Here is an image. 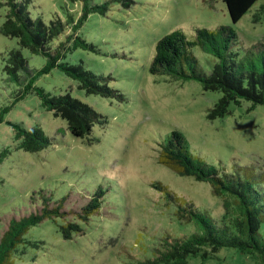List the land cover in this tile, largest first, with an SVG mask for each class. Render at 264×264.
<instances>
[{
    "label": "rangeland",
    "instance_id": "1",
    "mask_svg": "<svg viewBox=\"0 0 264 264\" xmlns=\"http://www.w3.org/2000/svg\"><path fill=\"white\" fill-rule=\"evenodd\" d=\"M6 1L0 0V26L9 10ZM86 1L90 6L107 0ZM27 6L31 18L45 23L65 22L69 14L76 21L83 0H30ZM262 7L264 0H256L235 23L223 0H134L129 7L113 0L104 14L89 13L76 34L95 50L77 47L63 60L109 76L108 85L124 95L122 100L87 93L59 68L37 75L46 58L20 47L17 38L0 34V111L6 108L0 151L8 150L0 163V237L11 218L39 211L45 203L49 208L60 204L58 213H65L28 228L12 253L14 264H134L152 257L166 236L198 230L192 220L178 218V203H193L221 223L224 198L210 183L179 175L159 162L173 130L183 134L192 154L264 192V105L249 109L250 102L242 100L231 103L222 117L210 119L220 92L204 90L196 80H174L149 71L155 44L166 33L178 29L192 39L196 28L220 25L231 26L237 34L232 47L236 59H252L259 68L252 45L264 39ZM69 26L50 43L52 50ZM12 49H19L28 61L29 71H21L18 81L3 69ZM192 52L205 73L218 61L197 45ZM29 81L32 88L24 93ZM34 87L53 95L70 94L99 112L106 122L92 127L96 140L89 144L72 136L66 121L41 104ZM8 122L40 126L51 144L37 152L16 148ZM157 183L164 189L155 188ZM98 188L104 191L99 208L80 220L77 213ZM69 221L79 223L81 231L66 239L60 225ZM260 231L263 235L264 225ZM184 264L264 262L234 247H221L208 258L191 256Z\"/></svg>",
    "mask_w": 264,
    "mask_h": 264
},
{
    "label": "trees",
    "instance_id": "2",
    "mask_svg": "<svg viewBox=\"0 0 264 264\" xmlns=\"http://www.w3.org/2000/svg\"><path fill=\"white\" fill-rule=\"evenodd\" d=\"M110 1L113 0L88 6L87 1L83 0L81 14L76 21L69 14L65 22L56 19L45 23L39 17H30L27 8L30 0H7L9 10L0 26V34L17 38L20 47H26L30 52L46 58L37 75L48 73L52 68H59L76 80L78 87L87 93L122 100L124 95L108 85L107 82L111 79L109 76L96 74L81 64H71L63 60L69 51L77 47L95 50L94 46L77 35L76 31L89 13L104 14ZM116 1L123 7L134 3V0ZM255 1L223 0L233 23L237 22ZM258 19L260 16L256 17V20ZM67 25H70V31L52 50L50 43ZM236 40L237 34L229 25H220L216 29L196 28L192 39L181 30H172L157 40L149 71L151 74L166 75L174 80H196L204 90L220 92L221 96L209 110L210 119L222 117L228 112L231 103L240 104L242 100L250 102L249 109L258 104L264 105V39L252 45L259 58V68L252 59L247 58V62L236 59V54L232 51ZM196 45L218 59L209 73H205L198 65L192 52V47ZM3 69L9 78L18 81L21 71H29L28 61L19 49H12ZM31 88L29 81L24 87V93ZM33 89L47 110L66 121L67 130L72 136L89 144L96 140L91 136L92 127L95 124L103 125L106 120L93 107L70 94L53 95L42 88ZM24 93L19 94L17 99L22 98ZM4 111L6 108L0 111V122ZM8 123L14 131L16 148L37 152L51 144L50 138L38 125L25 128L18 123ZM7 152L6 148L0 151V163ZM159 162L179 175L192 176L195 180L210 183L213 192L224 198L222 220L218 224L212 216L197 210L193 203H178V218L192 220L198 230L188 236H166L154 248L152 257L138 260L134 264H184L191 256L208 258L221 247H234L240 252L253 254L264 262V234L260 231L261 225H264L263 191L257 190L250 182L237 175L225 171L220 173L214 165L192 154L185 137L177 130L171 131L163 143ZM154 187L164 189L159 183L154 184ZM103 193L101 188L96 189L76 216L86 221L99 208ZM168 197L173 198L171 194H168ZM59 208L60 204L49 208L48 203H45L39 211L18 219L11 218L0 237V264H14L12 253L18 251L17 246L24 241L23 234L27 229L44 218L65 214L58 213ZM60 230L63 238L68 239L73 232H80L81 226L75 221H69L61 224ZM30 244L37 245L36 242Z\"/></svg>",
    "mask_w": 264,
    "mask_h": 264
}]
</instances>
